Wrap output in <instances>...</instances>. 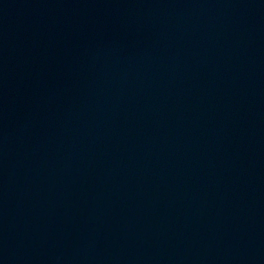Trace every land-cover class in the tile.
Listing matches in <instances>:
<instances>
[{
    "label": "water",
    "instance_id": "1",
    "mask_svg": "<svg viewBox=\"0 0 264 264\" xmlns=\"http://www.w3.org/2000/svg\"><path fill=\"white\" fill-rule=\"evenodd\" d=\"M0 264H264V0H0Z\"/></svg>",
    "mask_w": 264,
    "mask_h": 264
}]
</instances>
